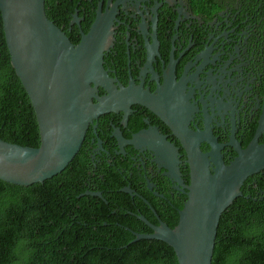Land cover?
<instances>
[{"label": "flooded vegetation", "instance_id": "obj_1", "mask_svg": "<svg viewBox=\"0 0 264 264\" xmlns=\"http://www.w3.org/2000/svg\"><path fill=\"white\" fill-rule=\"evenodd\" d=\"M250 3L219 0L210 16L192 0H80L71 35L60 27L78 44L99 10L106 14L103 66L110 81L97 95L118 105L89 125L80 150L82 187L116 197L111 186H118L132 223L122 226L132 233L169 226L184 208L186 129L213 134L226 164L238 155L232 139L245 148L255 137L264 117V16L251 13ZM200 147L213 150L206 139Z\"/></svg>", "mask_w": 264, "mask_h": 264}, {"label": "water", "instance_id": "obj_2", "mask_svg": "<svg viewBox=\"0 0 264 264\" xmlns=\"http://www.w3.org/2000/svg\"><path fill=\"white\" fill-rule=\"evenodd\" d=\"M45 1L0 0L12 64L29 94L41 136L38 147L0 138V179L23 186L61 173L81 150L89 125L118 105L110 96L97 95L98 87L110 81L103 66L106 14L100 9L90 31L74 44L47 16ZM263 131L264 117L246 148L232 139L228 144L238 155L226 164L220 153L223 145L213 134L186 129L190 183L184 187L188 199L179 223L171 228L161 222L153 233H135L134 241H165L174 248L179 264H212L222 214L242 195L246 179L264 169V142H259ZM205 139L211 152L201 150Z\"/></svg>", "mask_w": 264, "mask_h": 264}, {"label": "trees", "instance_id": "obj_3", "mask_svg": "<svg viewBox=\"0 0 264 264\" xmlns=\"http://www.w3.org/2000/svg\"><path fill=\"white\" fill-rule=\"evenodd\" d=\"M78 1H45L47 16L68 35ZM218 2L192 0L210 16ZM248 6L251 13L264 16V0H251ZM93 12L88 18L94 19ZM0 138L31 147L41 143L36 112L12 64L1 10ZM85 164L86 156L80 152L61 173L44 182L23 186L0 179V264H179L168 243L134 241L135 233L122 226L132 223L117 198L118 186H111L116 197L85 194ZM241 190L220 218L212 264H264V169L246 179ZM179 220L177 212L169 227L175 228Z\"/></svg>", "mask_w": 264, "mask_h": 264}]
</instances>
